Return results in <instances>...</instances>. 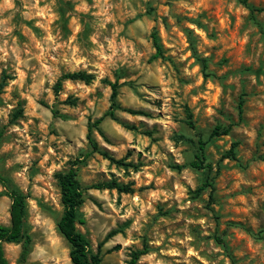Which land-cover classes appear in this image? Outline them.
<instances>
[{
    "label": "rangeland",
    "instance_id": "rangeland-1",
    "mask_svg": "<svg viewBox=\"0 0 264 264\" xmlns=\"http://www.w3.org/2000/svg\"><path fill=\"white\" fill-rule=\"evenodd\" d=\"M247 3L263 10L239 0H0V174L28 194L22 264H71L55 174L75 158L82 185L115 178L133 188L84 191L77 229L92 250L116 231L100 264H127L143 243L137 264H264V0ZM153 31L162 55L152 59ZM78 70L93 79L63 80L55 94L56 80ZM107 81L120 84L121 108L144 114L118 109L119 122L105 118L93 137L136 168L90 151L87 123L109 106ZM216 124L232 127L211 135ZM199 137L213 166L211 201L208 187L195 193L204 169L189 165ZM233 142L235 159H220ZM3 249L19 264L20 244Z\"/></svg>",
    "mask_w": 264,
    "mask_h": 264
},
{
    "label": "trees",
    "instance_id": "trees-1",
    "mask_svg": "<svg viewBox=\"0 0 264 264\" xmlns=\"http://www.w3.org/2000/svg\"><path fill=\"white\" fill-rule=\"evenodd\" d=\"M249 9L250 12L261 11L263 8L254 7L247 3V0H239ZM151 38L153 45L155 47V53L152 55V59L162 55L161 45L158 41V37L156 32L153 31L151 33ZM198 61L201 64L202 70L207 67L206 58H202L197 56ZM205 75L206 72H204ZM5 77L2 75L0 80V92L5 85ZM79 80L84 83H89L93 79V75L87 73L86 71H73L66 72L62 74L54 84V92L57 94L61 90V84L63 80ZM110 86V95H109V106L108 108L94 121H88L87 123V133L86 138L91 147V152H98L104 158L109 159L110 161L117 163L121 166L128 167L131 166L136 168L135 164L126 163L123 159H115L113 158L107 151L100 150L98 148L97 142L93 137V131H97L101 133L98 125L105 119L109 118L112 120L118 121L115 116V111L118 109H122L131 114H144L140 110H135L132 108H121V106L117 102L118 88L120 84L117 81H107ZM243 99L240 98L237 103V112L238 117L241 118L243 112ZM119 122V121H118ZM121 123V122H120ZM187 123L192 127V122L190 120V114L187 116ZM126 128L134 129V126L127 125L122 123ZM232 125H220L216 124L215 127L211 131V135H224L228 134ZM1 131H0V140H1ZM190 142L193 140L188 139ZM237 143L233 142L230 145V148L226 150L220 157V159L229 158L235 159V147ZM196 154L195 160L189 163L190 166L195 168L204 169L205 175L202 183L196 188L195 193L199 194L205 188L210 189L209 200H212V191L214 189L213 178L210 177V172L213 169L211 163L205 161V148L206 141L202 138H197L196 140ZM87 155V154H85ZM260 159L264 160V156H259ZM72 165L64 172H58L55 174L57 185L59 188V199L62 205V212L57 220L56 226L61 235L66 239L69 244L68 256L71 264H100L101 261V247L106 242V240L115 234V230L109 231L104 238L97 244L96 250L93 251L90 245L89 240L86 236L81 233L77 229V224H83L84 218L81 216L79 212V206L84 200V191L87 189H98V190H116L118 193H130L133 192V188L130 183H123L118 181L115 178H111L108 180L91 183L88 185H82L77 177V170L74 167L76 164L82 162L80 158H75L71 161ZM176 168H180L179 165L175 166ZM219 169V165L217 164L216 172ZM0 184L4 187L3 193L7 195L10 199L9 204V221L8 223H0V264H10L5 256L3 244L13 243L20 244L21 251L18 258V263L22 264L29 251H30V235L27 232L26 228V214H27V197L28 194L21 191L17 186H15L9 178L0 174ZM215 241L225 246V242L220 235L214 236ZM118 246H114L113 248L108 249L107 251H111V249H116ZM149 248L146 243H143L141 248L134 249L129 253V260L127 264H137L138 259L141 255L148 253Z\"/></svg>",
    "mask_w": 264,
    "mask_h": 264
}]
</instances>
